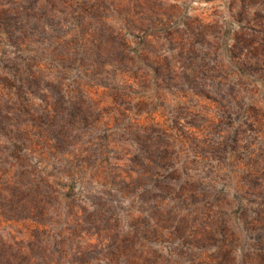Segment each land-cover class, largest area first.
Wrapping results in <instances>:
<instances>
[{
    "label": "rangeland",
    "instance_id": "obj_1",
    "mask_svg": "<svg viewBox=\"0 0 264 264\" xmlns=\"http://www.w3.org/2000/svg\"><path fill=\"white\" fill-rule=\"evenodd\" d=\"M0 264H264V0H0Z\"/></svg>",
    "mask_w": 264,
    "mask_h": 264
}]
</instances>
